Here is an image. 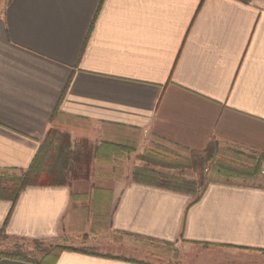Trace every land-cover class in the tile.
I'll list each match as a JSON object with an SVG mask.
<instances>
[{"label": "crops", "instance_id": "obj_1", "mask_svg": "<svg viewBox=\"0 0 264 264\" xmlns=\"http://www.w3.org/2000/svg\"><path fill=\"white\" fill-rule=\"evenodd\" d=\"M53 121L72 142L121 127L139 144L264 152V0H0V168H26ZM132 166L112 184L101 233L135 255L0 264H162L140 255L165 244L178 257L165 264H264V185L209 182L189 205L132 181ZM70 206L69 185L27 186L0 199V229L10 212L5 234L56 240Z\"/></svg>", "mask_w": 264, "mask_h": 264}, {"label": "trees", "instance_id": "obj_2", "mask_svg": "<svg viewBox=\"0 0 264 264\" xmlns=\"http://www.w3.org/2000/svg\"><path fill=\"white\" fill-rule=\"evenodd\" d=\"M54 116L56 112L51 121ZM114 129L117 132L113 131L109 137L99 143L86 139L72 142L69 133L53 121L26 168H0V199L10 200L13 204L20 192L31 185H69L71 206L68 230L82 232L89 217V235L94 236L107 231L112 184L122 177L126 156L136 150L134 145L136 140L123 133L126 128L114 127ZM180 149V153H169L155 147L144 148L140 154L135 155V159L142 164L132 166L130 179L134 182L190 194L192 200L189 205H191L201 197L209 182H239L232 179V175L255 177L264 163V152L244 157L248 162H242L234 160L235 156H240L239 152L225 153L217 147V144H210L203 150ZM237 162L239 165H235ZM185 169L191 170L197 177L188 178L168 171ZM208 170L215 176L206 177L205 173ZM91 177L95 181L93 185L90 181ZM96 182L105 185H98ZM9 214L10 212L0 229V235L6 237L9 235L5 234L4 226ZM62 251L91 253L93 250L56 243L44 249L41 257L36 259L27 256L21 245H15L9 250L0 251V259L30 263L52 262Z\"/></svg>", "mask_w": 264, "mask_h": 264}, {"label": "rangeland", "instance_id": "obj_3", "mask_svg": "<svg viewBox=\"0 0 264 264\" xmlns=\"http://www.w3.org/2000/svg\"><path fill=\"white\" fill-rule=\"evenodd\" d=\"M110 132L114 131L117 132L114 128L113 129H109ZM124 135H129L132 140H136V142H134L135 145V151L132 153H129L126 156V159L124 160V169L126 171L129 170V168L133 165V164H142L141 162L137 161L135 159V155L136 154H140L144 148H150V147H155L156 149L162 150V151H167L169 153H180L181 149L178 148L177 146H173L171 144H164V143H149L148 138L141 142V144H139L137 142V140L139 139L140 134L135 132V130L132 129H124ZM117 135H122L119 133H115ZM123 135V136H124ZM109 137V136H108ZM77 141L74 140L73 142ZM98 142V141H97ZM236 159L234 160H238V161H246L248 162V160L244 157L241 156H235ZM238 163V164H237ZM235 163V165H239V162ZM209 166V165H208ZM169 172L171 170H168ZM175 172V171H172ZM176 173V172H175ZM181 175H185V177L187 176L188 178H195L197 177V175L195 173H193L192 171H190L189 169H185L182 171L178 172ZM206 177L208 176H215L214 173H210V171H206ZM221 178V175H219ZM233 176V177H232ZM232 179L239 181L242 183V181H244V183H248V184H254V185H264V163H262L261 168L259 170V172L256 173L255 177H251V176H235L232 175ZM93 180V179H91ZM96 183H100V182H96ZM68 230V227H67ZM68 232V233H67ZM60 235V234H59ZM62 236H59V238L57 237L56 240H44V241H37V242H33L29 239H23V238H18V237H13V236H3L0 235V251L2 250H9L10 248H12L15 245H21L23 248V251L26 253L27 256L29 257H34L36 259H39L41 257V255L44 252V249H48L52 244H56V243H61V244H67L76 248H80V249H84V248H90L91 250L97 251V252H107V253H115V254H121V255H135L133 252L125 249L122 247V244H120L122 242V240L116 236H110L109 233H101V234H97L94 236H90L89 234H71L68 231H64L61 232ZM115 242V243H113ZM124 244H131L130 242H124ZM118 245H121L120 247ZM169 245L171 244H165V246H157V245H153L152 247L150 246L149 248L145 247L146 254L143 253V255H140L143 258H148V259H152V261H155L162 264H165L164 262H162L164 258L169 257L172 260V263H174L175 261L173 259H177V255L174 253V249L173 247H170ZM175 256H173V255ZM159 257V258H158ZM212 258V257H211ZM190 259V258H189ZM171 260H169L171 262ZM180 260V259H178ZM205 262H199L198 264H209L208 261L212 260L210 258H205ZM192 260H190L191 262ZM177 262V261H176ZM175 264H183L182 260H180L179 262L175 263Z\"/></svg>", "mask_w": 264, "mask_h": 264}]
</instances>
